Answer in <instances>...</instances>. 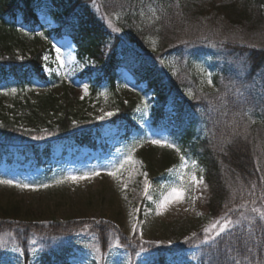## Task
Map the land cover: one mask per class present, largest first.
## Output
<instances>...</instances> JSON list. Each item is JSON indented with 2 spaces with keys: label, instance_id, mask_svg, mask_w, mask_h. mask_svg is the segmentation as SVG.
<instances>
[{
  "label": "trees",
  "instance_id": "trees-1",
  "mask_svg": "<svg viewBox=\"0 0 264 264\" xmlns=\"http://www.w3.org/2000/svg\"><path fill=\"white\" fill-rule=\"evenodd\" d=\"M57 2L62 23L45 34L56 39L70 38L79 59L96 60L102 75L93 90L104 80L116 89L122 82L118 81L119 71L125 70L135 85H145L142 94H150L151 100L160 105L151 111V122L143 128L131 120L134 102L122 105L110 122L125 125L127 141H149L165 133L169 142L202 166L208 188L206 206L212 221L222 215L234 221L228 231L199 246L203 254L199 264H264V226L255 217L235 223L239 213L254 215L252 207L264 211V0H225L221 5L204 0ZM142 6L154 10L152 26H135ZM116 11H122L131 21L126 41H118L103 18ZM38 30L43 31V27L32 0H0V85L11 80L23 90L50 84L43 74L42 52L36 48L26 51L24 47V38L36 37ZM149 36L158 42L156 54L140 49ZM206 55L211 56L217 69L215 90L200 92L196 88L193 97L186 99L180 85L187 82L170 78L161 59L177 57L189 61ZM44 100L40 102L46 103ZM167 106L171 111H165ZM79 121L74 124L65 113L44 131L34 129L27 133L10 132L5 125L0 130V151L4 150L0 160L6 156V163L11 161L12 156L5 151L11 146L20 148L22 156L32 154L39 166L46 165L39 155L49 157L53 144L106 151L108 146L95 142L99 132L83 128ZM241 203L247 208H241ZM96 222L0 219V255L12 246L27 254L33 239L45 245L51 239L76 234L97 235L106 251L110 233L115 230L108 222ZM121 246L132 255L141 248L144 253L156 252L151 257L153 264H165V254L150 250V245L142 244L138 250L121 239ZM65 250L46 260L53 257L54 264H68L63 258Z\"/></svg>",
  "mask_w": 264,
  "mask_h": 264
},
{
  "label": "rangeland",
  "instance_id": "rangeland-1",
  "mask_svg": "<svg viewBox=\"0 0 264 264\" xmlns=\"http://www.w3.org/2000/svg\"><path fill=\"white\" fill-rule=\"evenodd\" d=\"M57 1L32 0L43 31L38 30L36 37L28 35L29 38H24L26 51L36 48L42 52V70L50 84L46 87L39 85L21 90L11 80L2 83L0 130L8 125L6 130L10 132L27 133L34 129L44 131L46 126L54 125L67 113L74 124L80 120L83 128L91 129L93 133L99 132L95 142L108 148L106 151L102 149L93 151L82 146L53 144L49 157L39 155L41 161L46 163L39 166L32 154L22 156L18 152L20 148L8 147L5 151L12 158L6 163V156L1 157L0 179L31 185L48 184L50 187L32 191L0 185V219L31 223L101 221L111 224L115 233H110L112 235L106 243V251L95 234L63 236L51 239L45 245L33 239L36 243L33 244V240L29 242L27 254L19 247L20 252L13 251L17 246H12L0 255V264H54L53 257L51 262H48L46 257L62 249H66L63 258L68 264H97L93 258L95 248L100 249L97 255L103 257L98 264H153L151 257L156 252L138 251L142 244L150 245L149 249L159 254L164 253L165 264H199L203 256L199 246L216 239L214 231L208 237L203 232V228L212 221L206 206L208 188L205 189L204 185L198 188L190 187L187 196L194 197V203L186 198L183 203L171 205L162 215H156L154 201L159 199L166 186L176 182V173H170L169 169L178 171L180 155L184 154L181 151L178 154L173 149L153 145L149 142L151 140L127 141L124 136L125 125L119 121L110 122L122 105L134 102L131 120L143 128L151 122V111L157 110L160 105L151 100L150 94H142L145 85H135L125 70L119 71L118 81L122 82H119L116 89H112L106 83L107 80H104L101 86L93 90L97 79L102 75L96 60L86 57L79 59L70 38L56 39L45 34L62 23V11L57 7ZM204 1L221 5L225 0ZM121 12L116 11L103 18L112 33L117 36V40L126 41L125 38L129 35L127 28H130L131 21ZM154 17L155 12L150 6H142L138 19L134 22L135 26L139 28L143 25L152 26ZM114 28H119L120 31L116 32ZM153 41L156 42L155 49ZM157 44V40L149 36L141 43L140 49L156 54ZM56 47H59L63 54V67H60L55 59ZM45 57L48 59L45 60ZM106 57L107 53L104 52V59ZM161 62L170 78L177 79L178 82L181 79L187 82L180 85L183 86L180 91L184 98H192L196 88L200 92L215 90L217 69L211 56H201L189 61L166 57L161 59ZM200 68L203 72L199 70ZM209 73L212 86L207 83ZM85 86L87 94L84 92ZM12 89L16 90L15 93L11 92ZM189 92L192 93L191 96L188 95ZM48 98L51 100V106H48ZM41 99H45L46 103H41ZM165 111H171V107H165ZM109 112L113 115H106ZM156 137L169 142L165 133ZM140 141L144 143L133 153L134 159L140 163L121 172V182L118 183L107 172L127 154L133 144ZM88 155L89 157L84 159ZM184 156L189 162L187 171L189 173L195 171L197 177L204 178V170L200 171L203 168L198 161L191 156ZM192 161L196 162L195 169L191 167ZM94 171L100 175L75 183L66 181L61 185L54 184L62 177L81 176ZM145 172L151 184L149 195L152 199H147L144 195ZM125 184L127 187H124ZM204 184L206 185L205 181ZM135 209L139 211L136 212ZM130 212L133 213L132 216H129ZM253 214L239 213L237 221L241 223L255 217L264 226L260 214ZM133 223H138L135 234L132 232ZM121 239L135 245V249H138L137 254H130L122 246L112 247L117 241L121 245Z\"/></svg>",
  "mask_w": 264,
  "mask_h": 264
},
{
  "label": "snow or ice",
  "instance_id": "snow-or-ice-1",
  "mask_svg": "<svg viewBox=\"0 0 264 264\" xmlns=\"http://www.w3.org/2000/svg\"><path fill=\"white\" fill-rule=\"evenodd\" d=\"M109 24H111V21H109ZM116 32H119V28H114L113 29ZM155 44L156 42L153 41V48L155 49ZM56 52V61L59 62V66L63 67L64 66V60H63V54L61 52V49L59 47L55 48ZM48 57H45V60H47ZM201 72H203V69H199ZM207 83L209 86H212V80H211V74H208V80ZM15 89H12L11 92L15 93ZM85 94H87V87L85 86L84 88ZM189 96L192 95L191 92L188 93ZM147 108V105L145 104V110ZM139 111V109H138ZM106 115L111 116L113 113L109 112L106 113ZM103 118V117H101ZM36 139L37 137H33ZM153 145H158L162 148H169L175 150L178 154L180 153V149L174 144L170 143L167 140H159V139H153L149 141ZM144 141H140L137 144H133L127 151V154L116 164L114 165L108 172L107 174L111 176L114 180H116L118 183L121 182V176L120 173L123 172L124 170L130 169L133 165L140 163L139 161H136L134 159L133 153L135 152L136 148L139 146H142ZM180 165H179V170L177 169H169L170 173L175 172L176 173V182L172 184L171 186H166V190L162 191L160 193V197L158 200L154 201L155 203V209H156V215H162L165 211L168 210V208L173 205V204H180L185 201V199H191L193 203L195 202L194 197H189L187 196L190 187H196L198 188L200 185H204L205 189L207 188V185L204 184V178L203 176L197 177L195 171L189 173L187 171V168L189 167V162L186 160L184 155H180ZM191 167L195 169L197 167L196 162L192 161L191 162ZM264 171V169H261ZM201 172H203V169H200ZM100 175L99 172H90V173H84L81 176H68V177H62L59 180H56L54 182L55 185H61L66 181H72V182H78L83 179H91L95 176ZM145 179H144V195L147 199H152V197L149 195V189L151 187L150 181L147 179V173H143ZM0 185H6L10 187H15L21 190H32V191H38L40 188L47 189L50 187L48 184H43V185H31L28 183H18L14 182L12 180H7V179H0ZM124 187H127L125 184ZM255 186H253L254 188ZM264 199V197H262ZM253 204H255V201H252ZM241 208H247V204L241 203L240 205ZM233 209H229V211H232ZM136 212L139 211V209H135ZM251 211L253 213H259L260 214V219L264 220V211H262L260 208L252 207ZM133 213H129V216H132ZM246 218V217H244ZM96 223H101V221H97ZM234 223L233 220L227 217V215H222L219 217V219H216L214 221H211L209 225L205 226L203 228V232L206 237L210 236L212 232H215V237L220 236L222 233H225L229 229V225H232ZM235 223H239V221H235ZM138 229V223H133L132 224V232L135 234ZM213 237V238H215ZM207 242V241H206ZM33 244H35V240L32 241ZM121 245L119 241H117L112 247L119 248ZM13 251L20 252L21 250L17 247L14 248ZM35 252V249H33ZM141 251H143V248H141ZM100 253L99 248L94 249V255L93 258L94 260L98 261L100 259H103L102 256H98L97 254ZM239 264V262H237Z\"/></svg>",
  "mask_w": 264,
  "mask_h": 264
}]
</instances>
